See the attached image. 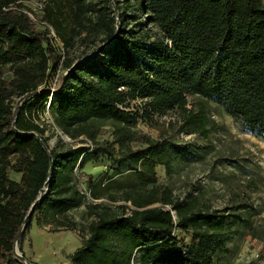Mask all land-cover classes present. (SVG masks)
<instances>
[{"label": "trees", "instance_id": "1", "mask_svg": "<svg viewBox=\"0 0 264 264\" xmlns=\"http://www.w3.org/2000/svg\"><path fill=\"white\" fill-rule=\"evenodd\" d=\"M138 2L147 23H154L161 36L151 39L148 30L125 33L123 26L130 17L116 7V23L109 0H46L38 18L54 30L63 50L74 48L76 38L83 42L104 36L105 48L76 63L67 58L61 62L60 49L30 20L26 5L0 0V259L4 264H31L13 249L35 202L18 239L20 253L35 212L63 217L84 204L86 194L78 190L76 181L72 183L70 174L82 156L97 155V149L86 147L50 150L43 138L45 130L34 119L39 101L66 129L93 120L134 125L142 118L185 110L187 96L197 95L214 99L244 130L264 140V6L258 0ZM60 62L66 74L47 102L42 89ZM19 99H23L20 107H14L13 101ZM136 100L143 102L141 114L129 110ZM191 117L205 125L203 115ZM155 146L130 151L126 159L133 166L148 161ZM8 172L19 174V180L9 179ZM125 201L133 207L129 214L125 206L117 216L90 213L95 220L69 257L71 264H213L212 256L229 241L230 222L221 211L196 209L193 201H174L170 192H160L156 186L134 191ZM157 203L161 207L151 208ZM58 221L63 227H75L64 218ZM177 231L188 232L189 241Z\"/></svg>", "mask_w": 264, "mask_h": 264}, {"label": "rangeland", "instance_id": "2", "mask_svg": "<svg viewBox=\"0 0 264 264\" xmlns=\"http://www.w3.org/2000/svg\"><path fill=\"white\" fill-rule=\"evenodd\" d=\"M109 1L116 23V7L130 17L123 26L125 33L148 30L151 39L161 36L154 23H147L138 0H117L118 6ZM258 1L264 6V0ZM103 41V35L83 42L76 38L74 48L60 50L61 62L65 58L76 63L91 58L98 49L105 48ZM61 66L62 63L50 74L48 85L42 89L48 95L47 102L66 74ZM13 105L20 107L21 102L15 100ZM143 107V102L136 100L129 110L141 114ZM185 110L177 108L161 117L139 119L129 126L93 120L62 129L53 111L39 101L34 119L45 130L43 138L50 150L86 147L89 151L97 149V155L82 156L70 174L72 183L76 181L78 190L86 194L84 204L69 209L63 217L47 211L35 212L21 243L22 253L16 245L18 254H23L31 264H71L69 257L87 238V227L95 220L91 212L117 216L125 206L129 214L133 207L125 198L134 191L146 192L156 186L160 192H170L174 201H193L196 209L221 211L228 217L229 241L212 256L213 264H264V140L244 130L214 99L188 95ZM200 114L205 118L204 126L191 117ZM148 145H156L149 160L130 165L126 154ZM19 177L8 172L11 180L18 181ZM154 207L161 204L151 206ZM59 218L75 227L61 226ZM177 234L189 241L188 232ZM0 264H4L1 259Z\"/></svg>", "mask_w": 264, "mask_h": 264}, {"label": "built area", "instance_id": "3", "mask_svg": "<svg viewBox=\"0 0 264 264\" xmlns=\"http://www.w3.org/2000/svg\"><path fill=\"white\" fill-rule=\"evenodd\" d=\"M19 2H21L23 5H26V4L31 5L29 7L26 5L31 11H24V12L27 14V16L30 18V20H32L34 23L37 24L38 28L46 31L47 38L50 40V42L56 48H59L63 52L62 44H60L54 30L50 26H48L46 23L40 21L38 18V16H40V14L42 13L43 6H44L46 0H19ZM32 6H33V8L31 9L30 7H32ZM60 55H61V53H60ZM122 89L123 88H120V90H122ZM52 95L53 94H50L48 101L51 99ZM19 101L22 103L23 99H19Z\"/></svg>", "mask_w": 264, "mask_h": 264}, {"label": "water", "instance_id": "4", "mask_svg": "<svg viewBox=\"0 0 264 264\" xmlns=\"http://www.w3.org/2000/svg\"><path fill=\"white\" fill-rule=\"evenodd\" d=\"M42 144H43V142L42 141H40ZM43 147H44V144H43ZM45 193V188H43L42 190H41V192H40V195H43ZM40 199V197L37 199V201ZM37 204V202H35L32 206H31V208H30V211H29V213H28V215L26 216V218H25V222H24V224L22 225V229H21V231H20V233H19V235H18V237H17V239H16V241H15V243H14V254L17 256V257H19V258H22V255H20V254H18V252H17V243H18V239H19V237H20V235H21V233H22V231L25 229V227H26V225H27V223H28V221H29V219H30V217H31V215H32V212H33V209H34V207H35V205Z\"/></svg>", "mask_w": 264, "mask_h": 264}]
</instances>
